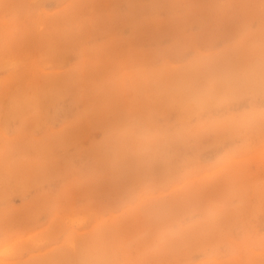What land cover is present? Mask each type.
<instances>
[{"label": "rangeland", "instance_id": "obj_1", "mask_svg": "<svg viewBox=\"0 0 264 264\" xmlns=\"http://www.w3.org/2000/svg\"><path fill=\"white\" fill-rule=\"evenodd\" d=\"M0 264H264V0H0Z\"/></svg>", "mask_w": 264, "mask_h": 264}]
</instances>
